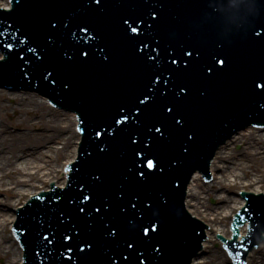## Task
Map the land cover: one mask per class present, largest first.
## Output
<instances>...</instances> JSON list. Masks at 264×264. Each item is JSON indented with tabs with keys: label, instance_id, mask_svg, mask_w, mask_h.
<instances>
[{
	"label": "bare ground",
	"instance_id": "6f19581e",
	"mask_svg": "<svg viewBox=\"0 0 264 264\" xmlns=\"http://www.w3.org/2000/svg\"><path fill=\"white\" fill-rule=\"evenodd\" d=\"M10 4L8 0H0V7L8 8ZM9 94L8 97L0 91V111L12 112V117L24 126V131L8 134V130L0 129V185L4 187L8 198L6 201L0 199V256L7 258L8 263L4 264H20L23 250L12 233H9L17 215L11 208L22 205L26 195L28 197L40 189L49 190L53 182L58 187L65 186L64 168L75 160L81 135L76 129L77 118L74 113L44 108L45 101L28 93L16 96L14 93ZM7 98L15 99V103L13 101L10 104L5 100ZM57 140L63 145H54L53 142ZM237 144L242 145L241 150L233 148ZM222 150L225 154H222ZM220 151L212 166L214 182L206 184L200 174L196 173L189 186L191 193L187 206L192 214L211 225L208 234L212 239L218 233L230 236V220L245 201L239 195L221 193L217 195L219 205L213 207L207 203L209 196L224 187L225 190L251 188L250 191L257 194L264 193V131L255 128L240 131ZM239 155L243 157L239 158ZM217 160L226 163L217 165ZM58 161L62 163L60 169L57 167ZM244 177L248 178L247 182L243 180ZM7 205H10L9 210H5ZM205 244L208 246V243ZM210 252V260L198 259L195 264H227L228 259L223 251L222 254L218 249ZM259 260L264 264V253L261 259L253 260V264H259Z\"/></svg>",
	"mask_w": 264,
	"mask_h": 264
},
{
	"label": "snow or ice",
	"instance_id": "6c2138e0",
	"mask_svg": "<svg viewBox=\"0 0 264 264\" xmlns=\"http://www.w3.org/2000/svg\"><path fill=\"white\" fill-rule=\"evenodd\" d=\"M16 3L19 4L20 0H8V3ZM94 3L97 5L101 4V0H94ZM0 11H10V9H0ZM153 19H155V17L153 16ZM124 23L127 25L129 23H131L129 20H125ZM0 24H3V21H0ZM49 25L51 29H56L57 28V24L56 23H52L51 21H49ZM8 29H12L13 32H16L18 35H23V33H20L18 29H16L12 24H8L7 27L3 30H0V36L4 35V31L8 30ZM80 31L87 33L88 29L86 27H81ZM131 32L135 35H138V29L137 27H132L131 28ZM257 35H259V33H257ZM27 37H24V39H18L17 40V44L20 43H25L27 41ZM141 51H143V48L140 49ZM27 51L29 53L34 52L35 49H33L32 47H28ZM0 52H6L8 53V56H4V55H0V68H2L4 66V64L8 63V60L11 58V55L13 53L16 54V57L19 61L22 62V64H27L28 61L26 60L25 56L16 52V45H14L11 42H7V41H0ZM81 55L84 57L88 56V52L87 51H82ZM185 55L187 56H191L192 53L190 51L186 52ZM105 59H107V57H105ZM148 59L150 60H155L156 57L155 56H149ZM172 64H177L178 61L173 58L171 61ZM219 64H223V60H219L218 61ZM20 67V71L23 75H25V77H27L28 75V71L29 69L23 66H19ZM209 72H211V69H209ZM51 77L52 80V84L54 85L56 83V79L53 75V73L51 71L47 72V76L45 77V79ZM160 76H156L154 78V83H160ZM166 83V82H165ZM264 77H260L257 78L256 80L253 81V88H252V93L255 97H257V99L259 100L260 104L259 106L261 108H264ZM182 91H185L182 89ZM151 99L149 94H144L142 97H138V104L139 105H144L147 106L148 101ZM166 111L167 113H173V107L171 106H166ZM142 114V109L140 107H136L135 111L133 112L131 109H129L127 111V113L121 111L118 113V118L114 117L113 118V123L115 125L118 126H127L130 124V116L132 117V119L135 120H139L140 116ZM173 119L175 120V123L177 125H179L181 123L180 120L175 119V117H173ZM154 131L156 133H160L161 136L164 135L161 127H156L155 125H153ZM80 131H83L82 129ZM107 128H104L102 130H96L95 131V137L97 139L102 138L106 133H107ZM193 139V137L189 136L188 140L191 141ZM131 143L132 144H136L137 141L135 139H131ZM150 147V146H146V149ZM101 151H103V149H101ZM184 151L188 152L189 151V147L185 146L184 147ZM139 157L138 163H137V168H136V176L139 180H146L148 178L149 175H152L155 173V170H159L160 172H163L164 169L163 167L159 166V160L155 157L153 158H149V156L147 154H145V152H137L136 154ZM96 179H99V177H96ZM80 195L83 197L84 201H88L91 200L93 197L91 195H87L85 196L83 194V190L81 189ZM37 199H40V197H37ZM74 202V201H73ZM132 207L135 208L136 205L132 204ZM79 212L83 213L85 212V208L84 207H79ZM96 212H100V208L96 207L95 208ZM158 225L155 223H151L149 224L147 227H143L142 228V235L147 237L148 239H151V236H149V232L152 233H156L157 229H158ZM110 234L112 236L116 235V232L114 229L109 230ZM53 236H55V233H52ZM42 239L44 241H46L49 245L53 244V240L50 239L49 235H44L42 234ZM62 243H63V247L65 249V252L67 253H73V247L72 245L69 243L70 241H72L73 237L67 233H65L62 236ZM235 247V245H234ZM239 247L241 249H244L245 251L247 249L244 248V242L243 241H239ZM134 245L133 243L129 242L126 244V249H133ZM58 254L62 257V261L61 264H68V262H71L73 259L72 255H65V252H61L59 251V249H57ZM138 252V255L136 256V262H138V264H145L146 261H149L150 264V258L148 255L145 254L144 251H140V250H136ZM95 252V248L93 243L91 242H85L82 243L80 245L77 246L76 248V252L75 255L77 256L78 260L80 261V264H88L89 259L92 257V255ZM153 253H160L162 255V250L160 247L153 245ZM133 253L129 252L128 255H125L124 253H120L119 257L117 258L116 256H110L108 257L107 260V264H118V260H122L123 262H125V264H129V256L132 255ZM231 254V253H230ZM37 255H39V253H37ZM237 255H239V253H237Z\"/></svg>",
	"mask_w": 264,
	"mask_h": 264
},
{
	"label": "rangeland",
	"instance_id": "374dc122",
	"mask_svg": "<svg viewBox=\"0 0 264 264\" xmlns=\"http://www.w3.org/2000/svg\"><path fill=\"white\" fill-rule=\"evenodd\" d=\"M0 91L2 92V93H4L5 95H10L9 93H14V96H16V95H20V94H25V93H28V94H31L33 97H35L36 98V93H33L32 91H30V92H25L24 90H21V91H12V90H9V89H6V88H1L0 87ZM13 95V94H12ZM35 95V96H34ZM9 97V96H8ZM37 98H39V97H37ZM40 99V98H39ZM5 100H8V102L10 103V104H13V101L15 100V99H11V98H7V99H5ZM40 100H43V99H40ZM14 103H15V101H14ZM44 108H47V109H50V108H52V107H50L46 102L44 103ZM31 119H30V121L32 120V117H30ZM64 120H66V118H64ZM68 120V119H67ZM24 126L23 125H21V123L19 122V121H17V118H13L12 117V112H10L9 110H3V111H0V129H5V130H8V134H16V133H21V132H23L24 130L22 129ZM35 131H38V130H35ZM54 143V145H63V143L62 144H59L60 143V141H54L53 142ZM233 148L235 149V150H241L242 149V145L241 144H237L236 146H233ZM225 150V149H224ZM224 150H222V154H225L224 153ZM221 152V151H220ZM220 154V153H219ZM240 157H243V156H241V155H239V158ZM53 161H55V160H53ZM221 161L222 160H218L217 162H216V164L217 165H220V164H222V163H226L227 162V160L226 159H224V161H226V162H222L221 163ZM62 163H61V161H58V165H57V167H59V169H60V165H61ZM243 180L245 181V182H247L248 181V178L247 177H244L243 178ZM39 181H36L35 183H38ZM220 184V183H219ZM219 184L217 185V186H219ZM43 185H41V187H42ZM27 187L29 188L30 186L29 185H27ZM238 189H240V188H236V189H234V190H225V187H224V189L223 188H219L217 191H215L214 192V194H212V196H209L208 198H207V203L208 204H210L211 206H217V205H219V198L217 197V195H220L221 193H223V194H229V195H237V193H240L239 191L240 190H238ZM248 189H251V188H248ZM225 191H227V192H225ZM229 191H231V192H229ZM242 191H244V190H242ZM0 192L2 193V194H0V199H2V200H8V198L5 196V193H4V187H2L1 185H0ZM29 197V196H28ZM27 195L25 196V199L23 200V202H25L26 200H27ZM6 207V209L5 210H9L10 209V205H7V206H5ZM4 207V208H5ZM0 230H1V228H0ZM10 230V229H9ZM10 234H11V232H9ZM209 246H208V248L206 249V252L209 254V255H204V257L203 258H200V259H202V260H210L209 258H211L210 256H211V252H210V250H213V249H218L220 252V254H222V249H221V247H220V244H218L216 241H214V239L212 240V241H210L209 242V244H208ZM263 253H264V246L259 250V251H257L256 253H254L253 254V256H252V258H250V263L251 264H253V259L255 260V259H261V257L263 256ZM9 258V257H8ZM8 260H7V258H5V257H1L0 256V264H4L5 262H7ZM8 263V262H7ZM258 263H261V261L259 260L258 261ZM205 264V263H204ZM227 264H228V262H227Z\"/></svg>",
	"mask_w": 264,
	"mask_h": 264
},
{
	"label": "water",
	"instance_id": "95a60500",
	"mask_svg": "<svg viewBox=\"0 0 264 264\" xmlns=\"http://www.w3.org/2000/svg\"><path fill=\"white\" fill-rule=\"evenodd\" d=\"M25 92H30V90H24ZM248 128H252V127H248ZM247 128V129H248ZM247 129H245V130H242V131H247ZM240 133V132H239ZM239 133H237V134H239ZM235 137V136H234ZM234 137L232 138V140H234ZM218 154H219V152H218ZM217 156V155H216ZM212 170V169H211ZM192 180H193V178H192ZM214 182V181H213ZM192 183V182H191ZM53 184H55V185H57V183L56 182H53ZM191 185V184H190ZM190 189V188H189ZM45 191H49V190H45ZM239 192H241V191H239ZM264 194V193H263ZM190 195V194H189ZM189 195H188V197H189ZM188 197H187V199H186V205L188 206ZM43 208V207H42ZM11 210H12V208H11ZM189 210V209H188ZM192 213V212H191ZM240 231L242 232V234H245V232H246V225L242 228V229H240ZM207 233H208V230H207ZM222 235H223V233H221ZM204 255H209L206 251L204 252V254H202L201 255V258H203L204 257ZM197 261V260H196Z\"/></svg>",
	"mask_w": 264,
	"mask_h": 264
}]
</instances>
